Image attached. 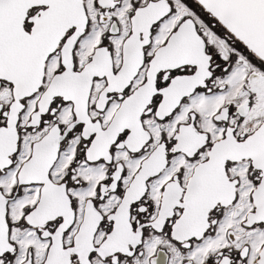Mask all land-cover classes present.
<instances>
[{
    "label": "snow or ice",
    "instance_id": "6c2138e0",
    "mask_svg": "<svg viewBox=\"0 0 264 264\" xmlns=\"http://www.w3.org/2000/svg\"><path fill=\"white\" fill-rule=\"evenodd\" d=\"M0 264H264V0H0Z\"/></svg>",
    "mask_w": 264,
    "mask_h": 264
}]
</instances>
